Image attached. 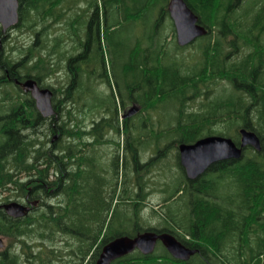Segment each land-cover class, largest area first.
<instances>
[{
	"label": "trees",
	"instance_id": "16d2710c",
	"mask_svg": "<svg viewBox=\"0 0 264 264\" xmlns=\"http://www.w3.org/2000/svg\"><path fill=\"white\" fill-rule=\"evenodd\" d=\"M81 2L86 3V9L77 13ZM186 2L209 34L173 53L165 41V36H175L174 24H166L169 0H102V8L96 0H21L22 20L16 29L21 34L28 32L31 38L19 42L12 39L0 49V196L11 191L13 196L6 197L5 202H11L12 197L22 202L30 187L39 202L20 219L0 208V236L10 242L0 251V264H59L58 236L78 243L67 254L70 264H96L109 241L153 229L173 234L198 253L183 261L158 243L163 247L157 245L152 254L136 250L112 264H264V0ZM154 16L147 40L126 44L124 52L119 47L122 43L115 47L123 52L119 61L126 91L137 88L145 100L147 108L138 116L143 123L128 131L127 120H123L126 140L121 146L114 136L115 124L103 120L95 124L93 141L89 142L92 89L101 95L99 86L104 82L109 85L104 72L91 68L92 46L100 37L101 25L104 22V31L110 37L122 24L141 21L148 27ZM69 42L74 44L73 51L67 50ZM191 46L194 52L187 60L183 50ZM64 63V84L53 87L57 92L54 108L62 118L60 133L69 141L62 139L56 144L51 140L54 144L50 148L37 130L47 119L13 79L45 83ZM6 70L13 77L10 81L2 78ZM129 104L122 99V107ZM164 105L172 108L171 118L165 117ZM51 120L48 130L59 133L54 127L57 117ZM243 128L259 136L262 150L249 147L241 159L215 163L197 180L174 176L172 183L159 189V193H166L179 181L175 191L164 198L163 207H169L181 192L183 197L189 196L190 207L184 205L182 215L181 209L153 212V217L160 216L165 222L163 228L141 226L140 214L148 196L142 169L146 174L153 173L156 170L152 168L162 160L172 167L179 165L175 154L179 145L193 144L207 136H225L239 144ZM105 146L109 149L104 153ZM147 149L144 162L141 153ZM128 153L137 173L138 191L132 189L128 179V187L118 189L121 202H116L123 208L132 202L135 212L128 214L124 209V218L115 223L117 211L112 208L117 190L111 183L114 178L105 175L104 160L111 157L110 169L117 176L121 164L127 169ZM24 172L31 174L29 181L20 178ZM153 183L157 190L159 184ZM128 223L135 227L133 234L124 231Z\"/></svg>",
	"mask_w": 264,
	"mask_h": 264
},
{
	"label": "rangeland",
	"instance_id": "374dc122",
	"mask_svg": "<svg viewBox=\"0 0 264 264\" xmlns=\"http://www.w3.org/2000/svg\"><path fill=\"white\" fill-rule=\"evenodd\" d=\"M93 1H95V0H93ZM96 1L100 5V7L102 8V0H96ZM251 3L252 2H249V4H251ZM84 9H86V3L81 2L77 8V13H79V10L82 12ZM156 15H157V13H156ZM155 17L156 16L152 17V19L149 21L148 27L143 25L141 23V21L135 22L134 24H132L130 26H127L126 24H122L113 33V35H112L113 37L112 36L109 37V34L105 33L104 22H103V24L101 25L100 37H99V39L95 38L94 42H93V46H92L93 53L91 54V56L93 58V64L91 65V68L95 72H100L101 74L104 72L106 77H108L107 80L109 81V85H108V83L104 82L103 85L99 86L98 93H100L101 95H96L97 93L94 94V90H93L94 88L92 89L91 95H93V98L90 99V102H89L90 105H89L88 114H89L90 118H94L95 120H99L101 118V119L107 120V122H109V121L113 122L117 128V135L115 134L114 136L117 140L120 141L121 146L123 145V141L126 140V133H125V130L123 127V123L121 122L122 121V109H121L122 108V106H121L122 99L124 102H130L131 104H132V102L135 103L137 106L140 107L141 113H143L145 111L147 106L143 104V101H145V100L141 97L140 92H138V89L136 87H133L136 89H134L132 92H130V90L126 91L125 79H124L123 71H122L123 68L121 67L122 65H120V61H119V60H122V56L120 53L124 52V46L126 44H133V42L135 43L139 39L147 40L148 34H150L153 30L152 28L154 26L153 24L155 23V19H156ZM111 22H114L113 19ZM171 23L173 24V22L169 16V18H167L166 24L169 26H172ZM128 27H131V28L129 30H126V28H128ZM53 32L57 33V30H54ZM10 37H12L13 40L17 39L18 42H19V40L23 41L24 39L29 40L31 38L29 36L28 32L21 34L18 29L13 30L11 36H9L6 39V43L9 42L10 40H12ZM111 37H112V39H110ZM165 38H166L165 41L167 42L169 52L174 53L177 48H183V47L179 46V44L177 43L176 36H174L173 34H171L169 36H165ZM120 43H122L121 46L119 45ZM67 44H71L68 46L67 50H72V44L73 43L69 42ZM67 44H66V46H67ZM118 45H119V47H122L123 52L119 53L116 50L115 47ZM46 49L48 51L50 50V48H46ZM183 52L185 54L184 56H187V60H188L190 53L194 52V46H191L189 49L186 48L185 50H183ZM56 55H57V57H54L55 58L54 61H55V64L57 65L59 55H58V53ZM125 56L126 55H124L123 57H125ZM191 60H192V58H189V61H191ZM61 67H63V68L61 69ZM55 69H56V67H55ZM56 71L57 72L55 73V75H53V78L55 80L53 81L52 84H57V87H59L60 85L64 84L63 83V81H64L63 76L66 74L65 73L66 72V63H64L62 65L60 64V70L59 71L56 70ZM95 83H97V82H95ZM93 86H94V84H93ZM102 87H103V89H102ZM138 93L140 95V98L137 97ZM131 95H133L135 97V100H132L130 98ZM67 105H68V108H73L72 105H70V103H67L66 106ZM53 106H54V103H53ZM167 108H168L167 105H164V109H165L166 114H167V115H165V117L168 118V115H169V117L171 118L172 108H170V105H169V109H167ZM195 108H197L196 103H195L194 109ZM150 114H151V116H155L154 115L155 113L150 112ZM58 116H61V114H58ZM161 118H162V115H161ZM119 121H120L121 126H118ZM142 121H143L142 118L138 117L136 120L132 121L131 123H134V124L138 123L140 125L141 123H143ZM51 122H52L51 119H47L46 123H44V125L40 126L37 129L39 134H40V138L42 139V141L43 140L47 141L48 142L47 145L50 148L54 144V143L51 144V140H53L54 138L57 139V133L52 134L48 130V128L51 126ZM88 123H89V120H88ZM85 125H87V120L85 122ZM129 125H130V123L128 124V127H129ZM164 125H165V122H164ZM167 125H168V123L166 122L165 126H167ZM56 126H57V121H56V123H54V127H56ZM130 130H132V129L129 127L128 131H130ZM121 131L124 133H122ZM56 139L54 141H56L55 143L57 144ZM66 141L67 142L69 141V137L68 138L66 137L63 142H66ZM54 148H57V145ZM108 149H109V147L105 146L103 149L104 153L107 152ZM147 151H149V150L147 149V150H145V152L141 153V158L143 160H145L144 162L147 161V155H148L146 153ZM175 154H177V158H178V155H179L178 149L175 152ZM149 155L152 156V152H150ZM154 156H152L150 158H153ZM105 158L107 159V160H104L105 170H106L105 175L114 178L111 181V183L113 186L115 185L114 189L117 190V192H115V196H117V194H119L118 189L121 190L123 186H125V188L128 187V184H129V183H127L128 179H129L130 185L133 187V188L132 187H130V188L138 191V188H136V184L139 181L136 179L137 173H135L133 171V167L131 166V164H133L132 156L128 153V155H127V169H125L123 167V165L121 164V168H119V172H118L117 176L114 174L113 170L111 171V169H110V164H112L111 157H109V159H108V156H106ZM128 162H129V164H128ZM170 166L171 165H169V164L166 165L165 160H162L159 162V165H156V166H154V168H152V171L156 170L153 173L150 172V173L146 174L145 169H142V171H140L141 178H143L142 182H145L147 184V186L144 188V192L148 193V196L146 197V199L144 201L145 207L142 209L141 214H140V216L142 217V219L140 220L141 226L144 229H147L148 227L163 228V226H166V225H164L165 222L162 220V218L160 216H159V219L152 216L153 212H158V213L166 212L167 213L168 209H170V212H171V209L172 210H174V209L180 210L181 209L180 213L182 215V212L185 211V209H182L184 207V205H187V208L190 207L189 196L183 197L182 192L178 195V198L175 201H173L171 204H169L170 205L169 207H166V208L163 207L164 198H166L168 195H170L171 193H173L175 191V189L179 185V181H175L172 185H170V190L166 191V193H159L160 192L159 189H161V185L166 184L168 182L172 183V181L175 179L174 176H177V175H179V177H181V178H184L183 170L181 171V169H179L180 166L178 164L177 165L173 164L175 169L172 166H171L172 169H169ZM176 167H179V168H176ZM30 175L31 174H29V173H22L20 175V177L24 178L26 180H30ZM152 178L157 179V180L153 181ZM148 181L150 183L149 185H148ZM153 182H156L157 184H159V185H156L158 187L157 190L155 189L156 187H155ZM139 192H140V190H139ZM11 196H13V194H11V191L4 192L3 195L0 196V203H3V204L9 203L8 201L5 202V198L11 197ZM109 196L110 195H108L107 198H109ZM117 197L114 198L113 208H112L113 211L114 210L117 211L115 223H118V221L120 219L124 218V216H125L124 209H126L128 214L135 212L132 202H131V204H129V206H126V208H123L122 205H119V204L117 205L118 201L121 202L120 196H117ZM15 199H18V198L12 197L11 201H16ZM53 200H55V198L51 199V201H53ZM166 213H164L163 216H165ZM173 214L175 215V213H173ZM134 228L135 227L132 225V223H128L124 231H126L129 234H133ZM2 238L5 242V247H4V249H2L0 251L5 250L10 245L9 239H7L5 237H2ZM68 239L69 238L63 237V236H58V238H57V255H60V259H62V261H60L59 264L60 263L70 264L72 261L71 257H69L67 254L71 252L72 248L75 249L77 247L78 243L72 242L71 240H68ZM71 245H72V247H71ZM158 246H161V244L160 245L158 244ZM161 247H163V246H161ZM34 250H36V249H34ZM24 262H25V260H24ZM29 264H30V262H29Z\"/></svg>",
	"mask_w": 264,
	"mask_h": 264
},
{
	"label": "water",
	"instance_id": "95a60500",
	"mask_svg": "<svg viewBox=\"0 0 264 264\" xmlns=\"http://www.w3.org/2000/svg\"><path fill=\"white\" fill-rule=\"evenodd\" d=\"M168 11L175 25L177 42L182 47L192 44L196 39L207 34V28L185 0H170ZM19 21V0H0V23L4 32L16 26ZM22 86L25 92L31 93L38 111L44 118L55 116L56 111L52 104L53 93L50 89H41L32 79L27 80ZM137 109L130 115L136 113ZM240 135V146L232 138L223 136H207L193 144H180L178 147L180 163L188 179H197L215 163L241 159L245 146H251L259 151L262 149L261 139L255 132L243 128L240 130ZM31 207L33 205L27 207L19 202H10L0 206L15 219L26 217ZM158 242H162L167 251L179 260L188 261L198 252L197 249L186 246L170 233L145 231L134 237L120 236L110 241L102 248L96 264H112L136 250L146 255L152 254ZM4 245V240L0 237V249Z\"/></svg>",
	"mask_w": 264,
	"mask_h": 264
},
{
	"label": "flooded vegetation",
	"instance_id": "af4514ba",
	"mask_svg": "<svg viewBox=\"0 0 264 264\" xmlns=\"http://www.w3.org/2000/svg\"><path fill=\"white\" fill-rule=\"evenodd\" d=\"M22 3H21V0H19V24L21 23V20H22ZM21 14V15H20ZM18 26V25H17ZM16 26V27H17ZM16 27H14V28H11L9 31H7V32H4L3 31V29H2V26H1V23H0V41H1V44H0V49L2 50V48H3V43H6V39L9 37V36H11V34H12V32H13V30L14 29H16ZM11 39H12V37H10ZM10 40V39H9ZM4 41V42H3ZM5 50V49H4ZM4 54H5V52H4ZM5 75H2V78L3 79H5V80H12V76H11V74H10V72L8 71V70H6L5 71ZM63 78L65 79V75L63 76ZM27 79V78H26ZM23 80V81H19L17 78H14L13 80H15L14 82H15V84H16V86L19 88V90H22L23 91V93L24 94H27V95H31V93L30 92H26L25 93V91H24V89H23V86H22V84L23 83H25L27 80H30V79H27V80ZM48 79V81H46L45 83H42V82H37V83H39L38 84V86L39 87H41V89H46L47 87H48V89H50V90H52V93H53V95H52V101H53V103H54V100L57 98V92L56 91H54V89H53V87H54V84H52L53 83V81L55 80L54 78H47ZM104 84V83H103ZM102 84V85H103ZM56 97V98H55ZM7 102H9V101H5V102H3V103H7ZM138 108L137 110V112L136 113H133L132 115H130V113L132 112V111H135V109L136 108ZM139 114L141 115V109L135 104V103H133L132 102V104H129L128 106H126V105H124V107H123V109H122V116L124 117V121H126L127 120V123L129 124L130 123V125H129V127L132 129L133 127H134V123H131L132 121H134V120H136L137 118H138V116H139ZM125 116H126V118H125ZM129 117V118H128ZM103 120H105V119H99V120H95L94 118H90L89 117V124H88V127H87V129H88V131L89 132H91V134L90 135H88L89 136V142H92L93 141V135H92V132H93V130H94V128H95V124L96 123H98V122H102ZM136 124H138V123H136ZM61 125H62V118H61V116H58L57 117V131L59 132V133H57V141H60V140H62V139H64V136L62 135V133H60V128H61ZM115 134L117 135V132H115ZM119 134V133H118ZM215 164H213L207 171H209L213 166H214ZM206 171V172H207ZM205 172V173H206ZM24 173H27V172H24ZM204 173V174H205ZM183 174H184V176H185V179H187V180H189L188 179V177H187V175H186V172H185V170L183 169ZM204 174H202V175H204ZM201 175V176H202ZM200 177V176H199ZM198 177V178H199ZM21 178V177H20ZM197 178V179H198ZM197 179H195V180H197ZM29 181V180H28ZM59 188V187H58ZM53 192V191H52ZM33 194H34V190H33V188H30V187H27V194L24 196V198L22 199V202L21 203H23L24 205H26L27 207H30V206H32L33 205V207H31V211L38 205V200L37 199H35L34 198V196H33Z\"/></svg>",
	"mask_w": 264,
	"mask_h": 264
},
{
	"label": "bare ground",
	"instance_id": "6f19581e",
	"mask_svg": "<svg viewBox=\"0 0 264 264\" xmlns=\"http://www.w3.org/2000/svg\"><path fill=\"white\" fill-rule=\"evenodd\" d=\"M186 1V0H185ZM194 11V10H193ZM21 15V14H20ZM199 17V16H198ZM200 19V18H199ZM201 22V21H200ZM206 27V26H205ZM207 28V27H206ZM207 30H208V32H207V34H206V36L209 34V29L207 28ZM178 43V42H177ZM179 44V43H178ZM179 46H181L180 44H179ZM182 47V46H181ZM12 65V64H11ZM3 66V65H2ZM60 67V66H59ZM3 74V73H2ZM6 76V75H5ZM27 80V79H26ZM39 84V83H38ZM173 84V83H172ZM175 84V83H174ZM178 86V85H177ZM180 87V86H179ZM41 88V87H40ZM48 88V87H47ZM135 92V91H134ZM26 93V92H25ZM138 95H139V93H138ZM138 97V96H137ZM139 102V101H138ZM139 107V106H138ZM123 108V107H122ZM140 108V107H139ZM37 111H38V109H37ZM39 112V111H38ZM264 116V115H263ZM129 118V117H128ZM44 120V119H43ZM264 121V120H263ZM262 121V122H263ZM43 122V121H42ZM263 124V123H262ZM180 125V124H179ZM57 133V132H56ZM84 137V136H83ZM57 140V139H56ZM81 140V139H80ZM238 146H240V144H238ZM249 147H251V146H245L243 149H244V151H243V153L245 152V150L247 149V148H249ZM261 147L263 148V145H262V141H261ZM262 150V149H261ZM56 151V150H55ZM247 193V192H246ZM262 193V192H261ZM260 195V194H259ZM254 197V196H253ZM251 198H252V196H251ZM255 198V197H254ZM257 199V198H256ZM259 199V198H258ZM258 199H257V201H258ZM254 201H255V199H254ZM205 206V205H204ZM203 206V207H204ZM253 206V205H252ZM206 207V206H205ZM204 209V208H203ZM220 209V208H219ZM223 211V210H222ZM219 212V211H218ZM208 214V213H207ZM217 214V213H216ZM219 215V214H218ZM204 216V215H203ZM214 217H216V216H214ZM218 218V217H217ZM247 218V217H246ZM213 219V218H212ZM220 219V218H219ZM220 222V221H219ZM211 227V226H210ZM204 228V227H203ZM212 228V227H211ZM210 228V229H211ZM205 229V228H204ZM150 230V229H149ZM152 230V229H151ZM152 231H154V229L152 230ZM145 232V231H144ZM251 232V231H250ZM204 233V232H203ZM124 236H126V235H124ZM119 237V236H118ZM206 237V236H205ZM117 238V237H116ZM215 238V237H214ZM110 242V241H109ZM108 242V243H109ZM107 243V244H108ZM202 244V243H201ZM106 245V244H105ZM213 245V244H212ZM207 246V245H206ZM209 249V248H208ZM199 251V250H198ZM198 253V252H197ZM79 259V258H78Z\"/></svg>",
	"mask_w": 264,
	"mask_h": 264
}]
</instances>
